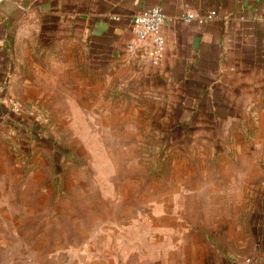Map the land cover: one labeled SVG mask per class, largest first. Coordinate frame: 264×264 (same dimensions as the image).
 Here are the masks:
<instances>
[{"label": "rangeland", "instance_id": "374dc122", "mask_svg": "<svg viewBox=\"0 0 264 264\" xmlns=\"http://www.w3.org/2000/svg\"><path fill=\"white\" fill-rule=\"evenodd\" d=\"M16 40L0 78V264H222L251 247L264 160L245 113L183 106L112 66L76 79L68 48L30 63Z\"/></svg>", "mask_w": 264, "mask_h": 264}, {"label": "crops", "instance_id": "0c3cea01", "mask_svg": "<svg viewBox=\"0 0 264 264\" xmlns=\"http://www.w3.org/2000/svg\"><path fill=\"white\" fill-rule=\"evenodd\" d=\"M152 6L169 17L161 27L165 45L157 65L142 52L125 49L134 39L133 17ZM210 10L216 16L206 24L182 21L186 11L203 15ZM16 39L22 40L30 63L37 48L40 55L49 47L68 48L76 79L112 66L123 77L129 73L142 91L177 95L183 106L234 117L245 113L243 125L252 128L247 138L263 144L264 160V0H0V78L8 77ZM82 63L88 65L85 73L79 71ZM260 171L264 175V168ZM261 184L264 191V177ZM259 199L256 241L222 264H264V198Z\"/></svg>", "mask_w": 264, "mask_h": 264}, {"label": "built area", "instance_id": "2783aa9c", "mask_svg": "<svg viewBox=\"0 0 264 264\" xmlns=\"http://www.w3.org/2000/svg\"><path fill=\"white\" fill-rule=\"evenodd\" d=\"M215 16V10H210L203 15L186 11L182 16V21L189 23L196 20L203 25ZM168 19V15L160 6H152L136 14L132 20L134 39L126 44V52L129 54L142 52L152 65H157L161 60L165 45L161 27Z\"/></svg>", "mask_w": 264, "mask_h": 264}]
</instances>
